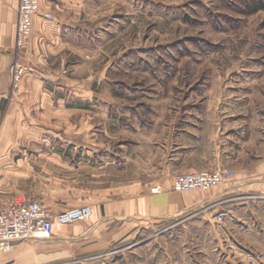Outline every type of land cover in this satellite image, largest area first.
<instances>
[{
  "label": "rangeland",
  "instance_id": "obj_1",
  "mask_svg": "<svg viewBox=\"0 0 264 264\" xmlns=\"http://www.w3.org/2000/svg\"><path fill=\"white\" fill-rule=\"evenodd\" d=\"M250 1L264 4V0H83L79 10L61 11L81 25L75 31L68 29L76 51L61 57L63 68L75 66V77L86 80L107 67L114 82L107 94L115 101V108L130 104L139 113L118 116L122 121H115L108 136L103 137L114 150L113 169L51 170L47 202L91 207L103 200L105 189L114 191L115 198L143 189L147 194L159 193L157 181L172 176L173 180L186 171L179 167L182 163L178 169L172 165L159 168L169 154L173 121L182 114L218 113L219 101L226 102L229 113L242 117L237 121L242 126L245 150L241 159L244 165L256 164L259 159L251 158V153L264 154V8L251 12L244 7ZM101 89L98 92L106 91L105 86ZM93 124L102 129L99 121ZM190 159L206 160L196 155ZM137 181L146 185H126ZM217 188L193 192L208 194ZM201 209L199 215L188 212L169 221L140 220L131 226L134 233L125 234L102 251L46 264L264 261L262 254L258 259L251 257L253 249L235 251L221 240L223 230L213 218L218 211L216 199ZM89 218L68 225L55 223L50 237L17 242L14 248L33 245L36 258L42 250L56 249L49 240L57 236L58 227L85 223Z\"/></svg>",
  "mask_w": 264,
  "mask_h": 264
},
{
  "label": "crops",
  "instance_id": "obj_2",
  "mask_svg": "<svg viewBox=\"0 0 264 264\" xmlns=\"http://www.w3.org/2000/svg\"><path fill=\"white\" fill-rule=\"evenodd\" d=\"M82 1L39 0L41 10L50 13L52 19L33 18L29 45L20 55L24 72L19 89L14 92L11 65L15 59L19 0H0V206L17 199H34L53 215L82 206L47 202L50 171L113 169L114 150L103 137L108 136L115 121H122L118 116L139 113L130 104L115 108V101L107 94L114 87L107 67L86 80L78 78L79 75L75 77V66L63 68L61 59L67 51L74 54L76 51L68 29L72 27L75 31L81 25L61 11L79 10ZM99 86L106 91L98 92ZM220 102L218 106L223 108H218V113L182 114L173 121L168 136L169 154L159 168L172 165V169H178L182 163L179 167L185 172L226 169L234 173L230 181L208 194L173 192V176L157 181L160 192L156 194H147L143 189L115 198L114 191L105 189L103 200L91 205L87 222L57 228V236L49 240L56 249L42 250L35 258L33 245L20 244L10 252L0 253V264H46L99 252L125 234L134 233L131 226L135 222L169 221L188 212L199 215L203 213V205L214 199L218 211L224 214L219 223L223 230L221 240L230 243L235 251L253 249L251 257L258 259L262 254L264 260V154L251 153L250 157L259 159L258 162L243 164L242 126L237 123L242 117L229 113L226 102ZM95 120L100 122L101 130L93 124ZM193 155L206 160L190 159ZM122 166L125 167L124 162ZM126 185L142 187L146 183ZM251 263L264 264V261L251 259Z\"/></svg>",
  "mask_w": 264,
  "mask_h": 264
},
{
  "label": "built area",
  "instance_id": "obj_3",
  "mask_svg": "<svg viewBox=\"0 0 264 264\" xmlns=\"http://www.w3.org/2000/svg\"><path fill=\"white\" fill-rule=\"evenodd\" d=\"M35 16H41L45 20L52 19L50 13L41 10L39 0H19L15 59L11 65L12 88L15 90H18L24 72L20 55L29 45ZM233 177L234 173L225 169L184 172L173 178L171 190L176 193L205 191L218 187L230 181ZM155 191L158 190L155 189ZM90 215L91 208L88 205L67 209L53 215L40 201L34 199L14 200L9 205L0 206V253L10 252L17 242L50 237L54 223L68 225L75 221L86 220ZM213 218L217 223H221L224 220V214L215 211Z\"/></svg>",
  "mask_w": 264,
  "mask_h": 264
},
{
  "label": "trees",
  "instance_id": "obj_4",
  "mask_svg": "<svg viewBox=\"0 0 264 264\" xmlns=\"http://www.w3.org/2000/svg\"><path fill=\"white\" fill-rule=\"evenodd\" d=\"M246 6L249 9V11L251 10V12H256L264 8V4H261L260 2H256V1H250L249 3H246L244 7Z\"/></svg>",
  "mask_w": 264,
  "mask_h": 264
}]
</instances>
